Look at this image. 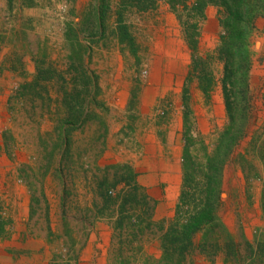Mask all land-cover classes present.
<instances>
[{"label":"rangeland","instance_id":"rangeland-1","mask_svg":"<svg viewBox=\"0 0 264 264\" xmlns=\"http://www.w3.org/2000/svg\"><path fill=\"white\" fill-rule=\"evenodd\" d=\"M108 1L103 36L96 0H0V237L15 244L24 233L23 264H155L157 227L131 245L113 237L107 219L86 229L96 183H113L109 166L119 178L129 167L155 201L153 220L167 221L182 182L185 122L209 151L226 123L222 64L211 59L206 98L189 73L193 52L176 13L163 1L126 12L130 44L118 33L119 0ZM213 8L211 21L204 13L195 22L198 58H213L219 43ZM255 28L249 83L258 120L224 166L219 211L249 240L264 229V14ZM195 264L224 263L199 257Z\"/></svg>","mask_w":264,"mask_h":264},{"label":"trees","instance_id":"trees-1","mask_svg":"<svg viewBox=\"0 0 264 264\" xmlns=\"http://www.w3.org/2000/svg\"><path fill=\"white\" fill-rule=\"evenodd\" d=\"M160 1L169 5L185 28V40L193 52L189 73L198 75L199 88L206 98L213 85V78L208 70L211 59L222 64L220 83L226 123L209 151L203 140H199L197 145V140L190 136L185 122L181 158L182 182L171 219L155 222L149 203L155 204V201L137 183L131 169L125 167V174L119 178L118 169L109 166L106 171L115 168V180L109 184L104 178L96 183L92 202V206L96 208L95 218L86 224V229L90 231L94 228L95 221L107 219L114 233L113 237L117 235L121 243L131 245L138 237L142 238L146 230L157 227L162 232L158 238L161 257L155 264H195L199 257L212 262L220 257L224 264H264V229L253 240H249L243 234H233L219 216L223 204L221 195L224 166L248 136L249 126L255 125L258 120L252 105L253 96L249 83L251 39L256 30L255 21L264 14V0H119L115 16L122 42L126 40L132 44L126 29L125 13L151 11ZM208 6H213L218 11L221 33L213 58H198L195 55L198 43L196 23L204 17ZM109 10L108 0H96L94 16L98 22L99 35L104 36V19ZM37 80L27 87L36 86ZM95 80L93 78V88L98 92ZM25 88V85L21 87L23 90ZM251 119L254 121L250 122ZM81 124L83 122L79 125ZM258 142L259 135L255 133L249 144L254 146ZM118 184H124L125 189L122 193L113 195L111 189H115ZM137 208L140 213H137Z\"/></svg>","mask_w":264,"mask_h":264},{"label":"crops","instance_id":"crops-1","mask_svg":"<svg viewBox=\"0 0 264 264\" xmlns=\"http://www.w3.org/2000/svg\"><path fill=\"white\" fill-rule=\"evenodd\" d=\"M165 4L170 10L169 5L166 2ZM213 9L214 8L211 6H208L205 9L204 13L208 21H211V19L213 18L212 16ZM169 15H171L174 19L176 18L175 16H173V14H171V12H169ZM204 28H206V25L204 26ZM15 239H16V243L12 244V242L9 243L6 238L0 237V264H23L24 263V257H23L24 253L21 254L18 252V251L22 252V249H23V246H21L22 245L21 243L23 242V239H24V233L18 234Z\"/></svg>","mask_w":264,"mask_h":264}]
</instances>
